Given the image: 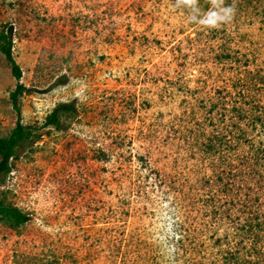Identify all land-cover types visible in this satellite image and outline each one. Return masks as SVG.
<instances>
[{
  "label": "rangeland",
  "instance_id": "374dc122",
  "mask_svg": "<svg viewBox=\"0 0 264 264\" xmlns=\"http://www.w3.org/2000/svg\"><path fill=\"white\" fill-rule=\"evenodd\" d=\"M254 1L0 0V135L18 119L9 35L36 134L0 185V202L31 216L0 220V264H264V231L240 229L239 262H223L207 236L225 227L189 201V185L202 193L226 153L239 161L248 148L243 92L264 146V0Z\"/></svg>",
  "mask_w": 264,
  "mask_h": 264
},
{
  "label": "trees",
  "instance_id": "16d2710c",
  "mask_svg": "<svg viewBox=\"0 0 264 264\" xmlns=\"http://www.w3.org/2000/svg\"><path fill=\"white\" fill-rule=\"evenodd\" d=\"M224 1L228 5L231 0ZM237 1L244 9L255 3L254 0ZM10 29L12 30V27ZM12 47L13 36L9 35L6 42L1 45V49L17 80L10 97L18 113V119L8 134L0 135V185L12 170V160L17 155L18 147L26 141H33L36 135L34 125L22 120L19 96L28 88L21 81L23 69L16 60ZM242 96L238 106L237 125L240 135L238 143L246 145L247 150L238 154L239 161H235L230 153H226L223 156L222 168L214 170L215 174L206 178L204 187L207 188L202 193H200L202 187L189 185V201L203 217L204 222L207 221L206 218H211L210 225L215 222L216 229L220 226L225 227L223 233L213 232L207 236L209 239L213 237L214 245L217 243L223 262H239L240 251L237 244L240 229L247 233V237H258L264 231V146L256 145L249 134L250 129L257 126L258 120L253 112V104L249 105L251 96L246 92H243ZM68 108L70 106L65 103L57 105L47 116L46 122L58 124L60 111ZM222 141L223 146L228 149L231 142L228 136ZM216 145L217 143L212 141L209 147L214 149L217 148ZM30 217V214L19 207L0 202V220L5 219L18 225L27 222Z\"/></svg>",
  "mask_w": 264,
  "mask_h": 264
}]
</instances>
